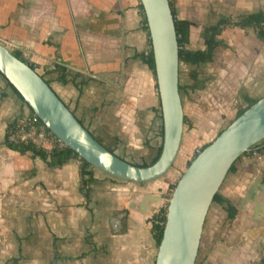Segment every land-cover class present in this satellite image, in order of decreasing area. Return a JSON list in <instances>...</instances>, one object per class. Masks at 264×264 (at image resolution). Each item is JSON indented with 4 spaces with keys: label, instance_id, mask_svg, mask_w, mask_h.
Listing matches in <instances>:
<instances>
[{
    "label": "crops",
    "instance_id": "0c3cea01",
    "mask_svg": "<svg viewBox=\"0 0 264 264\" xmlns=\"http://www.w3.org/2000/svg\"><path fill=\"white\" fill-rule=\"evenodd\" d=\"M173 3L177 17L191 23L192 49L205 48L204 28L221 17L264 13V0ZM140 5L141 0H0V42L38 66L109 150L145 166L164 140L156 73L146 58L150 32ZM218 39L213 60L180 62L189 128L212 119L211 110L230 118L246 106L245 96H264V41L255 29L224 25ZM25 105L0 73V264H155L150 219L164 206L167 186L161 178L126 181L94 168L95 180L84 186L78 158L60 165L10 148L9 125ZM206 128L201 134L208 139L211 124ZM193 136L184 140L180 166L196 144ZM219 192L237 214L229 218L224 204L212 202L196 264H262L264 152L240 156Z\"/></svg>",
    "mask_w": 264,
    "mask_h": 264
},
{
    "label": "water",
    "instance_id": "95a60500",
    "mask_svg": "<svg viewBox=\"0 0 264 264\" xmlns=\"http://www.w3.org/2000/svg\"><path fill=\"white\" fill-rule=\"evenodd\" d=\"M146 15L163 123L158 160L138 166L100 142L71 111L42 74L0 42V72L24 102L66 146L93 167L133 182L165 176L180 151L184 109L179 89V42L169 0H141ZM264 140V96L234 119L189 164L169 199L155 264H196L209 208L237 159Z\"/></svg>",
    "mask_w": 264,
    "mask_h": 264
},
{
    "label": "trees",
    "instance_id": "16d2710c",
    "mask_svg": "<svg viewBox=\"0 0 264 264\" xmlns=\"http://www.w3.org/2000/svg\"><path fill=\"white\" fill-rule=\"evenodd\" d=\"M169 1H170V6L172 9L173 15H174V19H175L177 37H178V42H179L180 62H187V63H191V64L198 66L199 64H201L203 62H208V61L213 60L215 49L221 44V41L218 39V36L221 34L224 25L240 26L242 28L253 27L255 29L258 37L262 41H264V13L263 12H257V13H250V14H246V15H240L237 18L225 17V16L221 17L216 24L210 25V26H207L204 28L202 35L204 38L205 48H203V49H192L189 47L191 23L187 19L178 18L177 14H176V10H175L173 0H169ZM140 8H141V11H142L143 16H144L145 27L149 32V27H148L146 15H145L142 3L140 5ZM13 53L18 58L29 63L32 67L35 68L34 64L31 63L30 61H28L22 55V53H20L18 51H13ZM146 58H147V61L149 62L151 69L153 70L154 73H156L155 61H154L153 51L151 48V39H150V48L148 50ZM190 75L192 76V78L195 81L197 80L198 73L196 70L191 71ZM42 77H44V76L42 75ZM10 85H11V83H10ZM157 87H158V85H157ZM180 88L181 87H179V89ZM16 92L19 94V92L17 90H16ZM20 97H21V95H20ZM244 100L246 101L247 104L245 107H240L238 109L236 118L239 117L243 112H245L249 107H251L254 103H256L258 101V99L252 98L249 96H245ZM25 104L27 105V103H25ZM31 111L33 112L32 109H31ZM159 111L161 113V106L159 107ZM160 116H162V114ZM16 121L17 120L15 117L14 120L10 123L9 128H8L7 145L10 148H12L14 150H18L20 152L31 151L35 155H38L44 159L51 158L52 161H54L56 164H60V165L68 162L72 158H78L81 162L80 173L82 175V180H83L84 186L88 185L90 182H93L95 180V178L93 177V172H94L95 167H93L89 162H87L86 160L81 158L73 149H71L70 147L63 145L61 142L57 141L58 138L53 133H52V136L54 137L55 141H54L53 147L50 150L44 149V148L39 147L38 145L32 144V143H19V144H17V143L10 141V139H9L10 130L12 129V127H14ZM184 122H185V118H184ZM40 123L44 124L41 121V119H40ZM47 130L50 131V129H48V128H47ZM162 134H163V128H162ZM209 144L210 143L205 144L203 146L202 150ZM161 151H162V146L160 148L158 155L150 164H153L158 160V158L161 154ZM254 151H257L260 153L264 152V140L255 144L245 154H252ZM150 164H146L145 166H148ZM235 164H236V162L232 165L230 171L235 170ZM213 202H219L221 204H224L227 211H228L229 218H233L237 214V208L235 206H233L230 202L226 201V199L222 198L219 191L216 193ZM168 204L169 203H167L165 206L161 207L160 210L158 212H156L150 219V221L152 222V234H153L158 246L161 243L162 238H163V234H164L165 224H166V220H167ZM262 264H264V258L262 260Z\"/></svg>",
    "mask_w": 264,
    "mask_h": 264
},
{
    "label": "rangeland",
    "instance_id": "374dc122",
    "mask_svg": "<svg viewBox=\"0 0 264 264\" xmlns=\"http://www.w3.org/2000/svg\"><path fill=\"white\" fill-rule=\"evenodd\" d=\"M9 48L11 50H13L12 49L13 48L12 46L9 47ZM181 64H183L182 67H184V63H181ZM38 69H39V67L37 66V70ZM25 106L27 107L26 112L27 111L29 112L28 105H25ZM227 114L228 113L225 112V114L223 116H221V118H219L211 110L209 112V116L212 119H210V120H202L200 122H197V124L200 126V128L197 125L196 126H193L192 128H189L188 125H185L184 124V131H183V135H184L183 137H184V139H182V141H183L184 144L181 143V147H180L179 154H178L177 159H176L173 167L171 168V170L165 175V177L163 176V178H161L159 180V181H161L162 185L167 186L166 192L164 193L165 194L164 196H166L165 197V200L163 202L164 203L163 204L164 206L167 203H169V199L172 196V193H173V190H174L176 184L178 183V181H179L180 177L182 176V174L184 173L185 169L189 166V164L191 163V161L197 156L198 150L202 151V148H203V146L205 144L211 143L219 135V133L221 131H223L236 118V116H230V118H229V117L226 116ZM207 124H211L212 128L211 129H208V132H212V133L209 134L208 139H205V137H204L205 135H202L201 134L202 133L201 132V129H204L205 132H206V129H207L206 128V125ZM190 132H193V135H194L193 137L196 140V144L193 146L192 152L189 154V157H188V159L186 161V164L183 165V166H180V162H181L180 159H181V157H182V155H183V153L185 151V147H186V141L184 142V140L188 139V134ZM118 179H120V178H118ZM121 180H123V179H121ZM161 190H162V188H161ZM154 242H155L154 244H156L155 249L157 250V247H158L157 246V243H156V241H154ZM152 264H154V263H152Z\"/></svg>",
    "mask_w": 264,
    "mask_h": 264
},
{
    "label": "built area",
    "instance_id": "2783aa9c",
    "mask_svg": "<svg viewBox=\"0 0 264 264\" xmlns=\"http://www.w3.org/2000/svg\"><path fill=\"white\" fill-rule=\"evenodd\" d=\"M37 69L36 65H34ZM29 112H20L16 117L14 127L10 130L9 139L14 143H32L39 147L50 150L54 145L52 132L47 130L45 124L40 123V118L28 108ZM65 145L61 140L57 139ZM201 151L198 150V154ZM197 154V155H198ZM254 156H259L260 152L254 151Z\"/></svg>",
    "mask_w": 264,
    "mask_h": 264
}]
</instances>
